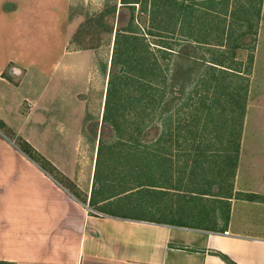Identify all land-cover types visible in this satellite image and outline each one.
Instances as JSON below:
<instances>
[{"label": "crops", "instance_id": "obj_1", "mask_svg": "<svg viewBox=\"0 0 264 264\" xmlns=\"http://www.w3.org/2000/svg\"><path fill=\"white\" fill-rule=\"evenodd\" d=\"M80 2L0 0V119L15 134L0 131V262L228 264L217 252L236 264H264V170L260 178L249 173L257 184L242 181L244 139L229 192L220 201L204 191L192 194L215 202L210 228L182 223L170 197L155 217L107 207L137 190L115 192L109 182L96 188L100 142L92 152L85 132L91 111L73 86L80 81L72 57L83 55L69 50ZM19 139L49 171L20 150ZM248 159V166L256 162L255 149ZM138 202L130 208L141 206L143 214L146 204Z\"/></svg>", "mask_w": 264, "mask_h": 264}, {"label": "rangeland", "instance_id": "obj_2", "mask_svg": "<svg viewBox=\"0 0 264 264\" xmlns=\"http://www.w3.org/2000/svg\"><path fill=\"white\" fill-rule=\"evenodd\" d=\"M213 1H217L216 6ZM80 3L82 7L71 17L75 28L69 50L83 55L72 57L79 62L74 75L80 81V84L73 82V86L85 93L82 97L91 111L87 115L89 124L85 132L91 139L92 152L95 142L97 145L102 139L96 188L102 182H109L115 184V192L124 193L134 190L141 181L146 186L118 198L107 207L129 215L155 217L162 210L163 198L170 197V208L178 207L183 214L182 223L210 228L216 221L209 210L215 202L192 194L204 191L220 201L219 197L229 192L239 159L235 167L231 154L235 149V136L228 128L240 118V106L245 107L240 152L243 139L246 150L241 179L257 184L259 179L255 181L248 175L251 172L260 178V171L264 170L261 161L264 154V0H166L163 4L159 1L152 14L142 12L141 5L137 6L133 20L131 10L120 7L121 0H81ZM114 7H117L115 14ZM107 11L112 13L107 14ZM129 30L146 38L169 77L164 120H159V115L148 118L147 132L151 134L146 138L137 137L135 104L120 102L112 108L111 118L107 121L103 118L109 78L113 74L123 77L129 63L128 45H120L115 54L116 34ZM162 46L181 51L182 55L176 58L167 55L165 62L159 52ZM219 61L242 71V79L230 73L224 80L219 75L216 78L224 80L226 90H217L214 83L210 89L206 88L203 76L209 73V65ZM126 85L130 87L131 84L121 87L120 81L114 91L124 102L132 93L136 94V90ZM231 94L240 95L233 106ZM207 114H210L209 122L204 121ZM158 133L165 135L160 146L156 144ZM227 149L230 153L225 151ZM252 149L256 150L257 160L248 166ZM149 151L154 154L149 155ZM157 151L162 154L156 155ZM155 156L165 161L157 164ZM140 161L152 169L146 170L145 164L140 166ZM163 186L181 189L185 195L182 199L177 194L167 196L161 189ZM138 201L146 204L147 210L142 207L143 214L141 206L130 208L131 202Z\"/></svg>", "mask_w": 264, "mask_h": 264}, {"label": "trees", "instance_id": "obj_3", "mask_svg": "<svg viewBox=\"0 0 264 264\" xmlns=\"http://www.w3.org/2000/svg\"><path fill=\"white\" fill-rule=\"evenodd\" d=\"M160 3H164L166 0H159ZM158 0H151V9L150 12L148 11L149 7V0H121V8H128L131 10L132 14V20L134 19V14L137 6L142 7V12H149L150 14L154 13V9L158 6ZM217 5V1H213V5ZM116 8L114 7L113 14L116 13ZM112 11H107V14ZM110 13V14H111ZM175 20V19H174ZM178 20V19H177ZM175 20V21H177ZM123 32V33H122ZM120 45L126 46L128 45V59L129 63L127 66V73L120 78H118V75L116 76L115 74L111 75L108 81V89H107V95H106V104H105V110H104V119L106 117V121L108 118H111L114 113L112 111V108L114 106H117V104L121 103H126V104H135L136 105V120H137V137L141 138H146L149 137L151 132H147V129L150 127L148 126V118L152 116H160L159 120H164L163 116L164 113L167 111L166 110V104H165V99L167 96V90H168V81L169 77H167V73L165 74V69H163V66L159 63V60L155 57L154 51L151 48V44L147 42L145 37H140L137 35L136 31L134 30H129V31H120L116 34V39H115V54L118 53V48L120 49ZM140 46V47H139ZM129 47H132L133 50H130ZM159 52L163 54V59L165 62L167 61V55L171 57H179L182 55L181 51H175L171 47L167 46H162V49H159ZM167 52V53H166ZM172 58V59H173ZM171 59V61H172ZM114 60V58L112 59ZM170 62V61H169ZM214 63V62H213ZM253 63V58L251 57V64L252 66ZM214 64L216 65H209V70L208 74L203 76L204 78V83H206L208 86L206 88H211L212 84H215V88L218 90L225 89L226 90V85L224 83V80H226V76L233 74V76L237 78H241L243 76L242 71H239L235 69L232 65L225 64L224 61H219L215 62ZM167 65V64H166ZM169 72H171V69H169ZM211 74V77L209 78V75ZM164 74V75H163ZM224 77V80L222 81L220 78H216L218 76ZM206 80V81H205ZM121 81V87L125 84H131L128 89H134L136 90V94L133 95L130 99H125V102L122 101L123 98L120 95H114V91H117V83ZM119 88V86H118ZM237 91V90H236ZM245 91H247L245 89ZM239 92V91H238ZM120 94V93H119ZM239 94V93H238ZM230 103H232L231 106L237 104V100L239 99L240 95H230ZM224 100V97H221ZM220 100V97L217 98ZM127 100V101H126ZM206 101H203V103ZM243 107V108H242ZM138 110V111H137ZM239 116L240 118L236 119V123L231 125L230 128H228L231 133L234 134V146L235 149L231 153L234 155V160H235V167L237 165V161L239 159V154H240V141H241V136H242V130H243V121H244V115H245V107L240 106L239 110ZM237 112V111H236ZM234 114V113H233ZM206 119L204 120L205 122H209L210 119V114L205 115ZM153 121V119H152ZM115 121V128L118 129L119 126L116 125ZM114 124V123H113ZM163 125L165 122L162 123ZM0 131H3L4 133H12L6 126V124L0 119ZM15 135L14 133H12ZM163 133H158L157 135V143L159 146L162 143V139L164 138ZM19 143V148L20 150L25 153L31 160L36 162L41 166L42 169L49 171L46 169L45 166L40 164L41 159L43 160L42 157H40L35 150L25 141H22L21 139ZM102 140V139H101ZM138 143V142H137ZM102 144V141H100V145ZM140 145V142L138 143ZM138 145V146H139ZM100 146H99V151H98V156L100 157ZM228 152V149L225 150ZM137 153L141 154H146V151H137ZM230 153V152H228ZM149 155L154 154L152 151H149ZM162 154L160 151L156 152V155ZM136 161L138 159H135ZM134 160V161H135ZM155 163L160 164L165 161V159H161L158 156H155ZM138 162V161H137ZM145 164L146 170L147 169H152L149 164L141 162L140 161V166ZM51 166V165H50ZM52 167V166H51ZM53 168V167H52ZM53 170V169H52ZM141 170V169H138ZM141 181L138 183V186L135 187L134 189H138L141 187L146 186L145 184L139 185ZM201 194V193H198ZM216 255L220 256L223 260H225L228 264H236L233 262L228 256L221 254V253H215ZM0 264H10V263H5V262H0Z\"/></svg>", "mask_w": 264, "mask_h": 264}]
</instances>
